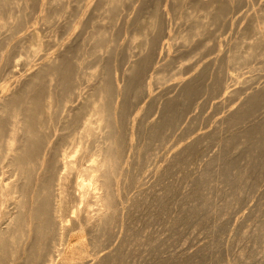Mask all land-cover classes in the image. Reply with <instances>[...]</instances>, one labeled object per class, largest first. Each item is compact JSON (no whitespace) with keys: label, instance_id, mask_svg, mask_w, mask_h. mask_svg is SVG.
Segmentation results:
<instances>
[{"label":"rangeland","instance_id":"obj_1","mask_svg":"<svg viewBox=\"0 0 264 264\" xmlns=\"http://www.w3.org/2000/svg\"><path fill=\"white\" fill-rule=\"evenodd\" d=\"M25 1L13 0L15 4H9L0 15V23H7L0 25V97L38 69L44 57L57 54L62 57L63 65L68 64L71 83H77V88L71 101L64 104V99L61 100L66 97V90L54 83L52 88L57 98L50 116L42 109V92L45 98L49 87L45 76L40 77L34 91L29 92L38 96L40 92L43 111L40 122L43 120L44 129L40 155L48 160L43 164L49 163L37 170L34 181L42 177L41 180L47 182L53 180L51 175L55 176V171L57 176L65 174L58 192L54 185L61 203L62 228L59 235L47 240L37 260L26 261L23 248H30L28 243L22 246L19 258L11 264L25 261L24 264H63L70 259L74 263L90 261L94 264H264V88L257 94L261 99L254 96L258 101L254 97L245 100L252 89L264 84V31L258 29V21L264 18V0H216L219 2L215 3L216 7H226V16L223 14L219 20L215 16V21L208 22L203 17L208 12V4L214 0H122L124 3L119 9L124 10L118 9L117 18L112 20L98 4L99 0H57L54 7L50 3L42 5V0H27L24 7ZM154 10L160 13L164 28L161 31L147 29V34L152 32L150 37L158 34L155 44L159 45L158 48L147 46L141 55L146 20ZM76 15L85 23L76 24ZM200 19L205 24L198 35L184 41V36L191 35ZM97 29L105 32L102 35L105 41L96 37L98 32L93 31ZM32 33H37L38 40ZM153 38L157 40L156 36ZM95 41L101 45L97 46ZM251 45H256L255 49L245 56ZM149 49L151 57H147ZM240 52L244 53L243 57ZM236 55L239 58L234 61ZM129 61H136L137 65L135 72L126 74ZM191 75L192 82L181 88L175 86L174 83ZM101 79L108 80L110 89L116 81L120 86L127 84L128 93L117 99L121 117L118 118L120 123L117 122L120 147L116 175L109 185L114 191L110 202L113 213L110 210L106 226L98 227L96 198L100 191L95 190L94 196L83 199L77 183L82 179L87 181L82 170L92 164L96 140L101 141L99 133L96 137L83 138L86 148L70 154L71 170H57L54 158L59 151V154L70 151L74 138L81 134L89 110L77 108ZM147 82L151 83L149 94L143 89V83ZM222 84L234 91L224 89V92ZM245 102L250 103L245 105ZM231 109L236 110L235 114H230ZM155 118L158 124L151 125ZM45 154L50 159L43 156ZM0 167V181L8 183L15 179L16 174L6 161L1 162ZM9 204L2 207V212L12 211L13 203ZM2 225L4 220L0 218ZM7 253L9 256L10 252Z\"/></svg>","mask_w":264,"mask_h":264},{"label":"bare ground","instance_id":"obj_2","mask_svg":"<svg viewBox=\"0 0 264 264\" xmlns=\"http://www.w3.org/2000/svg\"><path fill=\"white\" fill-rule=\"evenodd\" d=\"M23 1V0H22ZM25 1V0H24ZM27 1V0H26ZM24 3L22 2V5L25 7V4L28 3ZM29 1V0H28ZM57 0H46V2L44 0H42V5L45 6L48 5L49 3L53 5V3L55 2L56 4H58ZM62 1V0H61ZM145 1V0H144ZM220 1V0H219ZM40 3V1H38ZM63 2V1H62ZM130 2V1H129ZM205 2V1H204ZM224 2V1H222ZM14 3L13 0H0V15L3 13V11L9 6V4ZM36 3V2H35ZM48 3V4H47ZM124 3V1L122 2V0H99V5L101 4L102 7L104 8V10L107 12L106 14L108 15V17L112 20L116 16V12L119 9L120 6H122ZM125 3H127L125 1ZM209 3V1H207V4ZM215 3H218L216 0L211 1L207 6L208 12L205 14V16L203 18L208 20L212 19V21H215V16H218V20L220 18V16H222L225 12L226 7L219 8L216 7ZM221 3V2H220ZM226 3V2H224ZM15 4V3H14ZM61 4V3H60ZM59 4V5H60ZM65 4V3H63ZM130 4V3H129ZM222 4V3H221ZM41 5V6H42ZM97 5V3H96ZM100 5V6H101ZM127 5V4H126ZM198 5V4H197ZM204 5V4H203ZM228 5V4H226ZM14 6V5H13ZM18 6V5H17ZM15 6V7H17ZM28 6V5H27ZM40 6V5H39ZM196 6V5H195ZM219 6V5H217ZM263 6V5H262ZM13 7V10L14 8ZM19 7V6H18ZM23 7V8H24ZM54 7V5H53ZM83 7L81 6V9ZM88 7H86L87 9ZM141 8V7H140ZM143 8V6H142ZM207 8H205L207 10ZM228 8V6H227ZM230 8V7H229ZM228 8V9H229ZM22 10V6L20 8ZM26 9V8H24ZM61 9V8H60ZM80 9V10H81ZM96 9V8H95ZM203 9V8H202ZM16 10V9H15ZM48 10V9H47ZM103 10V11H104ZM124 10V9H119ZM158 10V9H157ZM154 10V12L152 14L149 15L148 19L146 20V31H145V35L144 38L142 40L143 42V50L146 49V47H150V46H155L157 47V44L159 45V43L155 44L156 42H158V34H154V36H156L157 40L155 41V39L151 36L150 37V31L153 30L155 31L156 29H158L159 31L163 30V26L165 23L162 22L161 18H160V13ZM227 10V9H226ZM259 10V9H258ZM261 10V9H260ZM264 10V9H263ZM79 11V10H77ZM179 11V10H178ZM46 12V11H45ZM56 12V11H55ZM228 12V11H226ZM7 13V12H6ZM78 13V12H77ZM80 13V12H79ZM78 13V14H79ZM101 13V12H100ZM116 13V14H115ZM229 13V12H228ZM260 13V12H259ZM259 13L257 15H259ZM48 14V13H47ZM57 14V12H56ZM81 14V13H80ZM79 14V15H80ZM119 14V13H118ZM122 14V13H121ZM9 15V14H8ZM22 15V14H20ZM51 15V14H49ZM106 15V16H107ZM262 15V14H260ZM2 16V15H1ZM46 16V15H45ZM77 16V15H76ZM102 16V15H101ZM119 16V15H118ZM188 16V15H187ZM224 16H226L224 14ZM15 17V16H14ZM18 17V15H17ZM52 17V16H51ZM185 17V16H184ZM264 17V16H263ZM262 17V18H263ZM7 18V17H5ZM9 18V17H8ZM13 17H11L12 19ZM24 18V17H22ZM101 18V17H99ZM189 18V17H188ZM260 18V16H259ZM3 19V18H2ZM17 19V18H16ZM85 19V18H84ZM94 19V18H93ZM108 19V18H107ZM106 19V20H107ZM186 19V17H185ZM199 19V18H197ZM1 20V17H0ZM12 20H15L14 18ZM20 20V19H19ZM22 20V19H21ZM111 20L109 21V24L111 22ZM119 20V18H118ZM117 20V21H118ZM222 20V19H220ZM247 20V19H246ZM6 21V19H5ZM23 21V20H22ZM86 21V20H85ZM96 21V20H95ZM98 21V20H97ZM100 21V20H99ZM108 21L104 22L107 23ZM198 21L197 25H194L192 31L190 32L191 35H186L184 36V41H188L190 40L193 36H195V34H197L200 31V28L204 26L205 21H203V19L200 21ZM252 21V20H251ZM74 22V21H73ZM82 22L81 16H77L76 17V24H80ZM245 22V21H244ZM248 22V21H247ZM256 22V21H255ZM259 25L258 23L255 24V26L257 27L258 25V29H261L262 31H264V18L260 19ZM11 23V22H9ZM17 23V22H16ZM85 23V22H82ZM92 23V22H91ZM115 23V20H114ZM128 23V22H127ZM197 23V22H196ZM223 23V22H222ZM5 25L7 24L6 22H1L0 25ZM87 24V23H86ZM109 24H106L107 27ZM113 24V23H112ZM125 24V23H124ZM207 24V23H206ZM214 24V23H213ZM212 24V25H213ZM216 24V23H215ZM88 25V24H87ZM193 25V24H191ZM203 25V26H202ZM248 25V24H247ZM11 26V24H10ZM19 26V25H18ZM76 26V25H75ZM98 26V25H97ZM111 26V25H110ZM127 26V25H126ZM208 26V25H206ZM253 26V24H252ZM8 27V26H7ZM20 27V26H19ZM100 27V26H99ZM105 27V26H104ZM114 27L113 25L111 26V28ZM254 27V26H253ZM1 28V27H0ZM14 28V26H13ZM22 28V27H21ZM96 28V27H94ZM101 28V27H100ZM252 28V27H251ZM115 29V28H114ZM113 29V30H114ZM149 34H147L148 30ZM254 29V28H253ZM98 30V29H97ZM105 30V28H104ZM112 30V29H111ZM257 30V29H255ZM254 30V31H255ZM203 31V30H201ZM251 31V30H250ZM253 31V32H254ZM258 31V30H257ZM260 31V30H259ZM258 31V32H259ZM90 32V31H89ZM98 32L96 35V37L102 39L103 38V31H93ZM88 32H86L87 34ZM93 33V34H94ZM107 33V32H106ZM144 33V32H142ZM260 33V32H259ZM264 33V32H263ZM37 34V33H36ZM35 33H32V35L34 36L33 38H36V40H38V36ZM92 34V36H93ZM94 34V36H95ZM109 34V33H108ZM187 34V32H186ZM189 34V31H188ZM258 34V33H257ZM39 35V34H38ZM105 35V34H104ZM149 35V36H148ZM152 35V34H151ZM198 35V34H197ZM201 35V34H200ZM260 35V34H259ZM264 35V34H263ZM83 36H85V34H83ZM106 36V35H105ZM262 36V35H261ZM89 37V36H87ZM107 37V36H106ZM159 37V36H158ZM30 38V37H29ZM83 38V37H82ZM92 38V37H91ZM97 38V39H98ZM161 38V37H160ZM183 38V37H182ZM94 39V38H93ZM100 39H98L100 41ZM110 39L111 38H108ZM114 39V38H113ZM194 39V38H193ZM40 40V39H39ZM104 40V39H102ZM102 40L100 41L102 43ZM82 41V40H80ZM98 41L97 46L99 44V46L101 45L100 42ZM105 41V40H104ZM155 41V42H154ZM79 42V41H78ZM86 42V41H85ZM83 42V43H85ZM88 42V41H87ZM86 42V43H87ZM93 42V41H92ZM91 42V43H92ZM108 42V40H107ZM160 42V41H159ZM191 42V41H190ZM37 43V42H36ZM42 43V42H41ZM81 43V42H80ZM94 43V42H93ZM92 43V44H93ZM104 43V42H103ZM255 43V42H254ZM258 43V42H257ZM256 43V45H257ZM264 43V42H263ZM155 44V45H154ZM86 45V44H85ZM110 45V44H109ZM255 45V46H256ZM261 45V44H260ZM30 46V45H29ZM40 46V45H39ZM84 46V45H83ZM96 46V47H97ZM103 46V45H102ZM255 46L251 45L250 50L248 52L245 51V56L247 54H249L252 50L255 49ZM258 46V45H257ZM262 46V45H261ZM41 47V46H40ZM66 47V46H65ZM71 47V46H70ZM81 47V46H80ZM93 47V46H92ZM95 46L93 48H96ZM107 47V46H106ZM139 47V46H138ZM248 47V46H247ZM68 48V47H67ZM66 48V49H67ZM82 48V47H81ZM99 48V47H98ZM155 48V49H156ZM258 48V47H257ZM61 49V48H60ZM85 49V48H84ZM103 49V48H102ZM106 49V48H105ZM142 49V47H141ZM153 49V48H150ZM149 49V51H150ZM260 49V48H259ZM31 50V49H30ZM71 50V49H69ZM86 50V49H85ZM90 50H92L90 48ZM139 52V54L142 55V52ZM148 50V49H147ZM158 50V49H157ZM261 50V49H260ZM60 51V50H59ZM58 51V53H59ZM63 51V50H62ZM156 50H153V53ZM243 51V50H242ZM256 51V50H255ZM37 52V51H36ZM66 52V51H65ZM87 52V51H86ZM91 52V51H90ZM94 52V51H93ZM61 53V52H60ZM96 53V50H95ZM100 53V52H99ZM152 53V54H153ZM157 55V52H155ZM154 53V55H155ZM234 53V52H233ZM48 54V53H47ZM57 54V53H56ZM69 54V53H67ZM104 54V53H103ZM145 54V53H144ZM150 54V56H149ZM148 54L147 57H151V51ZM241 54V52H240ZM244 54V53H242ZM241 54V56L243 57V55ZM133 55V54H132ZM147 55V54H145ZM152 55V56H154ZM159 55V54H158ZM100 56V55H99ZM131 56V55H129ZM240 56V57H241ZM249 56V55H247ZM255 56V55H254ZM71 57V56H69ZM101 57V56H100ZM134 57V56H133ZM141 57V56H140ZM138 57V58H140ZM145 57V56H144ZM143 57V59H145ZM155 57V56H154ZM231 57V56H230ZM234 57V56H233ZM142 58V57H141ZM153 58V57H152ZM239 58L235 57V60ZM129 59V58H128ZM150 58H148L149 61ZM228 59V58H227ZM230 59V58H229ZM234 59V58H233ZM62 57L57 54L55 56H46L43 58V61H41L40 67L37 68L36 70H34L33 72H30L27 74V77H23L26 78L24 79V81H22L21 84H16V88H12V90H9L8 93H3V96L0 97V163L6 161L7 166L11 169V171L13 170L16 174L15 179L11 182L8 183H3V181H0V218H2L4 220V225L0 226V264H11L13 262L16 261L17 258H19L18 255H20L19 250L22 248V246H24L25 244H31L30 248H23L24 250V254L26 257V261L27 262H34L35 260H37L40 256V254L42 253L47 240L50 239L51 236L54 235H59L60 234V230L62 228V219L60 216V210H61V203L59 200V195L56 194L54 192V185H57V192L59 191V184L61 183V181L65 178V174L64 175H58L57 176V172L55 171V173L51 177L53 178V180L51 179L50 181H44V180H39L38 178V182H35V176L38 174L37 170L40 169V167L43 164V161L45 163V161L48 160H44L42 157V153L40 155V150H41V139H42V121L40 122V118L43 117V111H41L40 106H41V101L43 103V110L44 113L48 116L53 114L52 111V105L54 99H56L57 97H55V93L53 92V88L56 84V86L62 88L63 90H66V97L62 98L61 101H63L64 99V104H67L68 102L71 101L72 97L75 95L76 91L75 89L77 88V83H71L72 78H71V73L66 69V66L68 65H63V62L61 61ZM155 60V58H154ZM214 60V59H212ZM238 60V59H237ZM147 61V60H146ZM147 61V62H148ZM232 61V60H231ZM62 62V65H61ZM127 62V60H126ZM130 62V61H129ZM150 62V61H149ZM67 63V62H66ZM99 63V62H98ZM142 63V62H141ZM137 62L136 61H131L130 65L128 67H126L125 72L127 73H133L134 68H136ZM71 66V65H70ZM73 66V64H72ZM101 66V65H100ZM142 66V65H141ZM213 66V65H212ZM69 67V66H67ZM104 67V66H103ZM108 67V66H107ZM153 67V66H152ZM219 67V66H218ZM101 68V67H99ZM141 68V67H140ZM144 69V67H142ZM141 68V69H142ZM74 69V68H73ZM150 69V68H149ZM148 69V70H149ZM78 70V69H77ZM108 70V69H107ZM75 71V70H73ZM99 71V70H97ZM78 72V71H77ZM81 72V71H80ZM104 72V71H103ZM135 72V71H134ZM74 73V72H73ZM83 73V72H82ZM85 73V72H84ZM83 73V74H84ZM100 73V72H99ZM200 73V72H199ZM104 74V73H103ZM123 74V73H122ZM193 74V73H192ZM140 75V74H139ZM196 75V74H194ZM214 75V74H213ZM45 76L44 78L47 79L46 81L48 82V86L46 85V87H48V91L45 93L46 96L44 97V94L42 92V100L40 97V92H39V96L36 94L34 95H30L29 92L32 91L33 89L36 88V83L39 82L38 80L41 79L40 77ZM109 76V75H108ZM107 76V78H108ZM142 76V74H141ZM146 76V75H145ZM199 76V75H198ZM79 77V76H78ZM77 77V78H78ZM84 77V76H83ZM119 77V76H118ZM138 77V76H137ZM144 77V75H143ZM142 77V78H143ZM88 78V76H87ZM102 78V76H101ZM115 78V77H114ZM125 78V77H123ZM141 78V79H142ZM82 79V78H81ZM139 79V78H138ZM161 80H164L163 77L160 78ZM44 80V79H42ZM79 80V79H78ZM113 80V79H112ZM145 80V79H143ZM147 80V79H146ZM194 80L193 76H189L186 77L182 80H179L177 83H174L175 86H179V88H181L180 86H186V84L192 82ZM213 80V79H212ZM224 80V79H223ZM45 81V82H46ZM74 81H76L74 79ZM108 81V80H107ZM104 79H101V81L95 85L94 87H92V92H90L86 97H84V99L82 100V102L80 103V106L77 108H88L89 110V117L85 120L84 122V127L83 130L81 131V134L78 135L77 137L74 138L73 142H72V149L70 151H62L61 154L60 151L57 153L55 159V166L56 169L60 170L61 168L65 169L66 171L71 170L73 168L72 165V158L69 159V156L71 153H75V152H79L82 149H85L86 147L84 146V142H83V138H87V136H99L101 137V141L98 140L100 143L97 145V140H96V144H95V156L91 159L92 160V164L89 165V168H85L82 170L83 175H85L87 177V181L85 179H82L81 182L77 183V185L80 187L81 189V197L83 199H88V197H90V195L92 194V196L95 195V190L100 191L97 195L96 201L97 203L99 202V208H98V212L96 215V219H97V223H98V227L102 226L110 220L109 219V214H111L112 212V207H111V200H113L114 197V191L109 187L110 182L112 180L113 177H115L116 175V163L118 160V148L119 146V137H118V129H117V122H119L118 118L120 117V115L118 116V112H119V104L117 103V101L119 100V96H121L122 94H125L126 90L128 89V85L125 84L124 86H120V84L116 82H113V88L110 89V87L107 86V82ZM111 81V80H109ZM126 81H129L128 79ZM140 81V80H139ZM216 81V80H215ZM44 82V83H45ZM107 82V83H106ZM125 82V81H124ZM211 82V81H210ZM223 82V81H222ZM264 82V81H262ZM262 82H260L262 84ZM112 83V82H111ZM110 83V84H111ZM120 83V82H119ZM198 83V82H197ZM122 84V83H121ZM140 84V83H139ZM144 84V92L147 94L150 93V84L149 82L147 83H143ZM213 84V83H212ZM217 84V83H216ZM171 85V84H170ZM192 85V84H191ZM195 85V83H194ZM219 85V84H218ZM227 84H222L223 88L222 90H227L228 86H226ZM258 85V84H257ZM260 85V84H259ZM18 86V87H17ZM35 86V88H34ZM38 86V85H37ZM40 86V83H39ZM38 86V88H39ZM110 86V85H109ZM111 86V87H112ZM190 86V85H189ZM187 86V88L189 87ZM193 86V85H192ZM215 86V85H214ZM45 87V88H46ZM57 87V88H58ZM191 87V86H190ZM220 87V86H218ZM230 87V86H229ZM59 88V89H60ZM264 88V84L262 85V87H258L255 88L254 90L252 89L251 93H249L247 95V99L249 98H253L255 95L259 94V92L263 90ZM40 89V88H39ZM58 89V90H59ZM61 89V90H62ZM137 89V88H136ZM135 89V90H136ZM139 89V88H138ZM183 89V88H182ZM186 89V88H185ZM219 89V88H218ZM234 88H231L230 90H232ZM248 89V87L246 88ZM56 90V89H54ZM62 90V91H63ZM224 90V92H225ZM229 90V89H228ZM229 90V91H230ZM249 90V89H248ZM34 91V90H33ZM36 91V90H35ZM39 91V90H38ZM132 91V90H131ZM167 91V90H166ZM173 91V90H172ZM187 91V90H185ZM229 91L228 94H229ZM234 91V90H232ZM37 92V91H36ZM56 92V91H55ZM61 92V91H60ZM64 92V91H63ZM140 92V91H139ZM169 92V91H168ZM167 92V93H168ZM180 92V91H179ZM191 92V91H190ZM35 93V92H33ZM57 93V92H56ZM128 93V91L126 92ZM171 93V92H170ZM185 93V92H183ZM193 93V92H192ZM231 93V92H230ZM237 93V92H236ZM65 94V92H64ZM175 94V93H174ZM188 94V92H187ZM194 94V93H193ZM192 94V95H193ZM57 95V94H56ZM177 95H178V91H177ZM181 95V94H180ZM179 95V96H180ZM184 95V94H183ZM191 95V96H192ZM264 95V94H263ZM59 96V95H58ZM129 96V94H128ZM134 96V95H132ZM186 96V95H185ZM184 96V97H185ZM194 96V95H193ZM259 95H257L258 97ZM54 97V98H53ZM130 97V96H129ZM176 97V95H175ZM244 97V96H243ZM121 98V97H120ZM167 98V97H166ZM174 98V97H173ZM183 98V97H182ZM191 98V97H190ZM256 98V97H254ZM259 98V97H258ZM118 99V100H117ZM172 99V98H171ZM170 99V100H171ZM193 99V98H192ZM244 99V98H243ZM246 100L249 101V99ZM261 99V98H259ZM263 99V97H262ZM177 100V99H176ZM188 101L190 99H187ZM255 100V99H253ZM257 100V98H256ZM264 100V99H263ZM127 101V100H126ZM125 101V102H126ZM186 101V100H185ZM258 101V100H257ZM256 101V104H257ZM166 102V101H165ZM244 102V100H243ZM245 102V103H246ZM252 102V101H250ZM248 102V103H250ZM58 103V102H57ZM60 103V102H59ZM167 103V102H166ZM169 103V102H168ZM248 103H246L245 105H247ZM261 103V101H260ZM259 103V104H260ZM61 104V103H60ZM58 104V105H60ZM122 105V104H121ZM262 105V104H261ZM63 106V105H62ZM237 106V105H236ZM241 106V105H238ZM255 106V105H254ZM259 105L257 104L256 107H258ZM165 107V106H164ZM243 108H245L244 106H242ZM253 107V106H252ZM250 105V108H252ZM261 107V106H260ZM259 107V109H260ZM55 108V107H54ZM58 108V107H57ZM175 108V107H174ZM235 108V107H234ZM239 108V107H238ZM242 108V109H243ZM248 108V107H247ZM237 109V107H236ZM241 109V108H240ZM249 109V108H248ZM258 109V108H257ZM257 109L255 110L257 113ZM121 110V109H120ZM169 110V109H168ZM173 110V109H171ZM233 109H231L232 111ZM235 110V109H234ZM251 110V109H250ZM249 110V111H250ZM230 111V114L234 113L235 111ZM237 111H239L237 109ZM241 111V110H240ZM57 112V111H56ZM59 112V111H58ZM81 112V111H80ZM243 112V111H242ZM241 112V113H242ZM172 113V112H171ZM170 113V114H171ZM175 113V112H174ZM246 113V111H245ZM254 113V114H255ZM42 114V116L40 117V115ZM55 114V113H54ZM76 114V113H75ZM79 114V113H78ZM229 114V113H228ZM235 114V113H234ZM233 114V115H234ZM239 114V113H236ZM244 114V113H243ZM46 115V117H47ZM84 115V114H83ZM123 115V114H121ZM45 116V115H44ZM56 116V115H54ZM75 116V115H74ZM85 116V115H84ZM227 116V115H226ZM249 116V115H248ZM264 116V115H263ZM68 117V116H67ZM83 117V116H82ZM124 117V116H123ZM122 117V119H123ZM158 117V116H157ZM168 117V116H167ZM233 117V116H232ZM236 117H239L238 115ZM246 117V116H245ZM45 118V117H44ZM84 118V117H83ZM121 118V117H120ZM174 118V117H172ZM228 118V117H227ZM230 118V117H229ZM249 118V117H248ZM263 118V117H262ZM261 118V119H262ZM49 120V118H47ZM82 119V118H81ZM163 119V118H161ZM7 121L6 125L3 124V121ZM73 120V119H71ZM70 120V121H71ZM239 120V118H238ZM236 119V121H238ZM245 120V119H244ZM46 121V120H45ZM231 121V120H230ZM72 122V121H71ZM75 122V121H74ZM46 122H44L45 124ZM48 123V122H47ZM69 123V122H67ZM120 123V122H119ZM157 123L158 121L155 119L151 120V125ZM171 123V122H170ZM237 123V122H236ZM240 123V122H239ZM245 123V121H244ZM256 123V122H255ZM259 123V122H258ZM261 123V121H260ZM71 124V123H70ZM150 124V122L148 123ZM156 124V125H157ZM226 125V124H225ZM228 125V124H227ZM264 125V124H263ZM149 126V125H148ZM256 126V125H255ZM262 126V125H261ZM119 127V126H118ZM6 128V129H5ZM147 128V127H146ZM158 128V125H157ZM253 128V127H251ZM256 128V127H255ZM159 129V128H158ZM247 129V128H246ZM44 130V129H43ZM161 130V129H160ZM254 130V129H253ZM6 131V134H5ZM150 131V130H149ZM251 131V130H250ZM247 130V132H250ZM255 131V130H254ZM259 131V130H258ZM45 132V131H44ZM157 132V130H156ZM257 132V131H256ZM259 133V132H258ZM48 134V133H47ZM150 134V133H149ZM246 135L248 133H245ZM251 134V133H250ZM242 135V134H241ZM260 135V134H259ZM44 136V135H43ZM46 136V135H45ZM154 136V134H153ZM240 136V135H239ZM96 137V136H95ZM249 137V136H248ZM44 138V137H43ZM48 138V137H47ZM236 138V137H235ZM262 138V137H261ZM73 139V138H72ZM46 140V139H44ZM249 140V139H247ZM48 141V140H47ZM241 141V139H240ZM239 141V142H240ZM45 142V141H43ZM42 142V143H43ZM121 142V141H120ZM243 143V142H242ZM49 144V143H48ZM121 145V144H120ZM241 145V144H240ZM244 145V143H243ZM47 147V146H46ZM85 147V148H84ZM45 148V145H44ZM48 149V148H47ZM121 149V148H120ZM51 150V149H50ZM48 151V150H47ZM93 153V152H92ZM46 156L47 155H43ZM244 156V154H243ZM255 156V155H254ZM49 157H47L48 159ZM243 158V157H242ZM251 158V157H250ZM50 159V158H49ZM247 159V158H246ZM50 161V160H49ZM54 161V160H53ZM260 161V160H259ZM52 162V160H51ZM258 163V162H257ZM49 163H46V165ZM53 164V163H52ZM118 164V163H117ZM228 164V163H227ZM259 164V163H258ZM45 165V167H47ZM6 167V165H4ZM52 166V167H53ZM233 166V165H232ZM44 167V166H43ZM2 168V167H0ZM42 168V167H41ZM228 168V167H227ZM234 168V167H233ZM6 169V168H5ZM50 169V168H49ZM241 169V168H240ZM53 170V169H52ZM236 170V169H235ZM49 171V170H48ZM41 172V171H40ZM44 172V171H43ZM47 172V170H46ZM50 172V171H49ZM53 172V171H52ZM220 172V171H219ZM243 172V171H241ZM246 172V171H245ZM5 173V172H4ZM238 173V172H237ZM247 173V172H246ZM46 174V173H45ZM217 174V173H216ZM220 175V174H219ZM242 175V174H241ZM227 176V175H226ZM12 177V176H11ZM40 177V176H39ZM48 177V175H47ZM50 177V176H49ZM46 178V176H45ZM36 179V180H37ZM227 179V178H226ZM5 180V179H4ZM49 180V178H48ZM9 181V180H8ZM5 182V181H4ZM94 193V195H93ZM13 203V209L12 211L8 212L6 210H4L5 212H2V207L6 206L5 204L7 203ZM9 204V205H11ZM113 205V203H112ZM6 208V207H5ZM111 210V212H110ZM113 213V212H112ZM109 219V220H108ZM103 227V226H102ZM54 242L52 240V246L54 247ZM27 247H29V245H27ZM10 252L9 256L8 253ZM19 252V253H18ZM22 252V250H21ZM7 254V255H6ZM22 255V254H21ZM8 256V258H6ZM23 256V255H22ZM109 256V255H108ZM106 257V256H105ZM111 257V256H109ZM104 258V257H103ZM102 258V259H103ZM25 259V258H23ZM106 259V258H104ZM50 261H52V259H49ZM101 260V259H100ZM107 260V259H106ZM110 260V259H109ZM25 261V262H26ZM99 261V260H98ZM108 261V260H107ZM24 262V263H25ZM26 262V263H27ZM112 262V261H111ZM23 263V264H24ZM95 262H90V261H82L80 262H73L71 259L70 260H65L63 264H94ZM99 263V262H98ZM97 263V264H98ZM102 263V262H101Z\"/></svg>","mask_w":264,"mask_h":264}]
</instances>
